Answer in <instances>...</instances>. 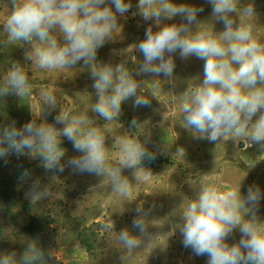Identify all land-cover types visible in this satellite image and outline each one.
Returning a JSON list of instances; mask_svg holds the SVG:
<instances>
[{"label": "clouds", "instance_id": "obj_1", "mask_svg": "<svg viewBox=\"0 0 264 264\" xmlns=\"http://www.w3.org/2000/svg\"><path fill=\"white\" fill-rule=\"evenodd\" d=\"M207 3L212 6L214 21L223 23V31H215L213 24L210 28L199 27L205 22L197 20L203 7L173 0H138V14L145 21H154L158 30L149 25L145 38L135 45L143 55L137 74L171 78L175 69L173 54L177 51L183 59L195 56L203 60L202 81L182 93L183 127L197 139L216 142L229 137L264 149V42L254 36V27L248 22L256 16L254 5L241 0ZM131 7L130 0H110L107 6L106 0H11L3 30L8 44L29 46L32 55L28 51L25 59L40 69L73 68L80 61L90 65L97 97L92 111L112 121L119 117L123 102L131 97H135L134 106L150 103L141 95V83L124 63L113 66L96 60L97 50L118 28L117 14L123 16ZM177 16L182 22H163ZM31 90L24 66L13 63L0 83V97L23 99ZM42 97L43 105L57 108L53 93L44 91ZM55 122L63 124V129L47 122L37 124L35 120L22 128H17L15 122L0 128V157L11 152L40 157L45 170L63 172L61 160L66 149L61 146V137H66L82 154L70 158L68 164L81 173H107L113 190L123 197L129 195L131 185L121 175L122 168L139 169L143 161L156 158L145 141L125 138L120 145V166L109 167L105 136L100 128L89 126L87 116L60 110ZM136 124L133 120L132 125ZM177 152L185 153L183 148ZM145 175L151 172L145 170ZM136 179H140L139 173ZM48 195L47 189L41 190L39 182H34L32 201ZM261 199V190L255 185L249 186L246 194L241 193V184L238 190L225 194L201 186L181 210L183 245L197 256L206 255L207 264H264V221L256 214ZM136 212L132 227L146 236L148 213L140 205ZM236 229L241 238L229 244L227 238ZM117 234L126 250L139 247L140 236L127 229ZM44 259L36 243L28 244L19 256L15 251L0 253V264H40Z\"/></svg>", "mask_w": 264, "mask_h": 264}, {"label": "rangeland", "instance_id": "obj_2", "mask_svg": "<svg viewBox=\"0 0 264 264\" xmlns=\"http://www.w3.org/2000/svg\"><path fill=\"white\" fill-rule=\"evenodd\" d=\"M130 2L132 7L127 13L117 14L118 28L97 50L96 60L113 66L124 63L141 83V95L150 103L134 106L135 97H131L123 102L117 119L105 121L92 111L97 97L90 65L80 61L73 68L40 69L25 59L28 51L32 55L29 46L6 42L3 24L11 11V0H0V83L11 65L19 62L32 86L31 94L23 99L0 97V128L13 122L22 128L35 120L62 130L64 125L56 123L55 117L63 110L85 115L89 126L101 129L109 167L120 166V145L125 138L145 141L148 150L160 159L155 163L145 160L139 169L122 168L121 175L131 185L129 195L123 197L113 190L107 173H81L68 164L70 158L82 154L66 137H61V146L66 149L61 160L63 172L45 170L40 157L17 156L14 152L0 157V253L15 251L19 256L28 244L36 243L45 256L40 264H207L206 255L197 256L183 245L179 229L182 208L201 186L213 187L219 194L238 190L240 184L242 194L249 186H258L262 199L256 214L264 221V149L229 137L216 142L197 139L183 127L182 93L202 81L204 61L195 56L183 59L177 51L173 54L175 69L171 78L137 74L143 55L135 45L145 38L149 25L154 31L158 29L154 21H145L138 14V0ZM173 2L203 7L197 20L205 22L199 27L210 28L213 24L215 31L224 30L223 23L212 18L207 0ZM241 2L254 5L256 16L248 22L254 27V36L264 42V0ZM107 5L110 0H106ZM163 22L180 23L182 18ZM44 91L55 95L56 109L43 105ZM180 148L185 153L177 152ZM23 166L28 175L19 177ZM145 170L151 175H145ZM37 181L49 195L32 201L30 192ZM137 205L148 213L146 236L132 227ZM124 229L140 236L138 248L128 251L120 244L117 233ZM240 238L236 229L227 242L236 243Z\"/></svg>", "mask_w": 264, "mask_h": 264}, {"label": "trees", "instance_id": "obj_3", "mask_svg": "<svg viewBox=\"0 0 264 264\" xmlns=\"http://www.w3.org/2000/svg\"><path fill=\"white\" fill-rule=\"evenodd\" d=\"M159 160H160V159H159L158 157H156L154 160H152V161H148V162H150V163H155V162H157V161H159ZM24 166H26V164H24ZM24 166L21 167V168L19 169V172H18L19 177H21V176L24 174V171H25Z\"/></svg>", "mask_w": 264, "mask_h": 264}]
</instances>
